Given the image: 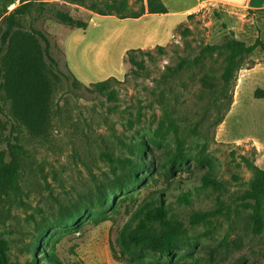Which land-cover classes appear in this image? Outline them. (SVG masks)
Masks as SVG:
<instances>
[{
    "label": "rangeland",
    "instance_id": "rangeland-1",
    "mask_svg": "<svg viewBox=\"0 0 264 264\" xmlns=\"http://www.w3.org/2000/svg\"><path fill=\"white\" fill-rule=\"evenodd\" d=\"M161 2L169 14L148 16L146 0H35L19 19L18 29L48 38L60 73L44 61L51 98L41 135L13 119L0 86V152L14 141L24 150L15 188L0 199L10 264H264V230L256 234L251 211L237 201L250 166L264 169V52L243 56L227 88L220 80L225 43L264 42V19L229 7L192 15L205 0ZM18 5L0 0V21ZM112 5L113 15H98ZM56 10L87 30L62 25ZM143 10L148 17L139 20L117 17ZM139 148H152L157 162L179 152L188 162L171 184L150 172L146 184L118 190L140 163ZM203 175L218 187L205 186ZM195 188L190 204L175 202ZM155 193L183 230L176 251L121 254L119 232ZM206 211L217 212L211 222L189 223Z\"/></svg>",
    "mask_w": 264,
    "mask_h": 264
},
{
    "label": "trees",
    "instance_id": "trees-1",
    "mask_svg": "<svg viewBox=\"0 0 264 264\" xmlns=\"http://www.w3.org/2000/svg\"><path fill=\"white\" fill-rule=\"evenodd\" d=\"M35 0H19V5L7 15L2 16L0 21V86L3 87L12 104L13 119L23 126L32 135L45 133L50 119L51 85L46 75L44 61L60 73L57 61L51 55V45L48 38L36 29L23 30L19 19L30 13ZM43 4V3H42ZM45 11L43 5H39ZM146 12L148 14H166L167 9L161 0H146ZM115 7L109 6L107 11L98 10L99 16L113 15ZM121 5V10H123ZM145 14L144 10L132 16L117 13L120 20L139 19ZM54 18L70 29L87 30L86 21L75 19L68 13L56 10ZM218 47H205V51H213ZM224 49L227 50L226 64L220 75L222 89L230 86L235 72L239 69L243 56L250 55L257 49L264 52V42L256 40L251 45L235 39L228 40ZM187 62L178 65L182 68ZM76 82V81H75ZM108 81L101 82L103 89ZM141 161L134 166L129 175L118 182L117 189L137 187L146 184L150 172H163L168 184L178 176L186 166L187 159L182 153L177 158L164 156L157 162L153 157V150L139 148ZM24 155L23 148L15 141L8 142L7 151L0 152V199L8 191L15 188L16 180L21 171L20 156ZM150 155L153 160L146 161ZM252 177L247 183V188L238 196L239 204L251 211L256 227V234L260 235L264 230V169L250 166ZM207 187L217 188L218 183L208 175L201 178ZM198 192L193 189L178 194L175 202L188 205L192 196ZM111 200L108 198L107 203ZM170 203H165L163 193L145 200L133 213L129 221L123 226L118 235V247L123 255H135L148 251L161 257L170 258L176 251V240L183 234L180 225L172 224L169 220L171 214ZM217 212H194L189 217L191 225L209 223ZM39 246V245H36ZM7 243L0 238V264H10L7 259ZM59 264V263H55ZM162 264H176L172 260Z\"/></svg>",
    "mask_w": 264,
    "mask_h": 264
},
{
    "label": "crops",
    "instance_id": "crops-1",
    "mask_svg": "<svg viewBox=\"0 0 264 264\" xmlns=\"http://www.w3.org/2000/svg\"><path fill=\"white\" fill-rule=\"evenodd\" d=\"M196 1H197V3H200L199 2L200 0H196ZM205 1L223 3V4L227 5V7H229V8H238V9L248 10V11L253 12L254 15L256 16V18L264 19V2H262L264 0H244L242 3H236V2H233L231 0H205ZM196 7L197 6H195V8ZM147 14H145V15H147ZM167 14H169V13H167ZM145 15H143L144 17L142 16L139 19L146 18V17L152 16V15L156 16L157 14H148V16H145ZM139 19H136V20H139Z\"/></svg>",
    "mask_w": 264,
    "mask_h": 264
},
{
    "label": "built area",
    "instance_id": "built-area-1",
    "mask_svg": "<svg viewBox=\"0 0 264 264\" xmlns=\"http://www.w3.org/2000/svg\"><path fill=\"white\" fill-rule=\"evenodd\" d=\"M225 7L227 8V5H225L223 3L207 1V2L202 3L196 9V11H194V13H192V15L193 14L200 15V14H203V12L208 11L209 9L215 8L214 10H218V9H224Z\"/></svg>",
    "mask_w": 264,
    "mask_h": 264
}]
</instances>
